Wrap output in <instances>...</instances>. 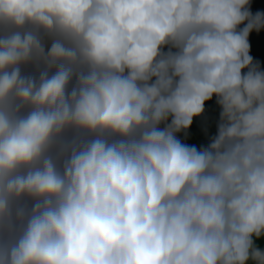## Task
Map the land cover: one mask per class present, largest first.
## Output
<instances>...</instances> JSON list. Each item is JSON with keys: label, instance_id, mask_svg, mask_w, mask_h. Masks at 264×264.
Wrapping results in <instances>:
<instances>
[{"label": "clouds", "instance_id": "obj_1", "mask_svg": "<svg viewBox=\"0 0 264 264\" xmlns=\"http://www.w3.org/2000/svg\"><path fill=\"white\" fill-rule=\"evenodd\" d=\"M264 0H0V264H264Z\"/></svg>", "mask_w": 264, "mask_h": 264}, {"label": "snow or ice", "instance_id": "obj_2", "mask_svg": "<svg viewBox=\"0 0 264 264\" xmlns=\"http://www.w3.org/2000/svg\"><path fill=\"white\" fill-rule=\"evenodd\" d=\"M253 54L258 58L264 59V36L253 38Z\"/></svg>", "mask_w": 264, "mask_h": 264}]
</instances>
